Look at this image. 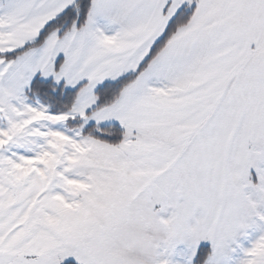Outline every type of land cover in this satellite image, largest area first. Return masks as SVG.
<instances>
[{"label": "snow or ice", "instance_id": "6c2138e0", "mask_svg": "<svg viewBox=\"0 0 264 264\" xmlns=\"http://www.w3.org/2000/svg\"><path fill=\"white\" fill-rule=\"evenodd\" d=\"M0 264H264V0H0Z\"/></svg>", "mask_w": 264, "mask_h": 264}]
</instances>
